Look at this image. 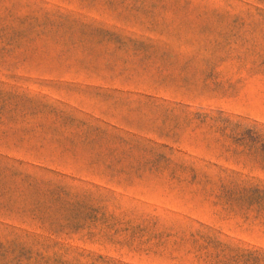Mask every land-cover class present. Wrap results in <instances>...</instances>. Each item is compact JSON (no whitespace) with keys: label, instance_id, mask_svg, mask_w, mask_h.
<instances>
[{"label":"rangeland","instance_id":"374dc122","mask_svg":"<svg viewBox=\"0 0 264 264\" xmlns=\"http://www.w3.org/2000/svg\"><path fill=\"white\" fill-rule=\"evenodd\" d=\"M0 264H264V0H0Z\"/></svg>","mask_w":264,"mask_h":264}]
</instances>
